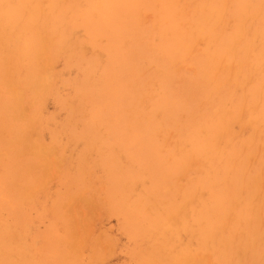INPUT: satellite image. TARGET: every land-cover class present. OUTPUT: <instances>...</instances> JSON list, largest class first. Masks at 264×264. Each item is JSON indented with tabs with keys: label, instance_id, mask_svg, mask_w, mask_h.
<instances>
[{
	"label": "rangeland",
	"instance_id": "1",
	"mask_svg": "<svg viewBox=\"0 0 264 264\" xmlns=\"http://www.w3.org/2000/svg\"><path fill=\"white\" fill-rule=\"evenodd\" d=\"M0 16V264H264V0Z\"/></svg>",
	"mask_w": 264,
	"mask_h": 264
},
{
	"label": "bare ground",
	"instance_id": "2",
	"mask_svg": "<svg viewBox=\"0 0 264 264\" xmlns=\"http://www.w3.org/2000/svg\"><path fill=\"white\" fill-rule=\"evenodd\" d=\"M0 18H1V16H0ZM9 18V17H8ZM0 22H2L1 21V19H0ZM3 29V28H2ZM6 33V32H5ZM9 34V33H8ZM2 35H3V33H2ZM6 35V34H5ZM10 35V34H9ZM7 36V35H6ZM11 36V35H10ZM1 37V36H0ZM2 38H4V36L2 37ZM5 39V38H4ZM11 39V38H10ZM13 40V39H12ZM6 40H4V42H5ZM0 42H1V40H0ZM5 46H7V45H5ZM3 49V48H2ZM6 50V49H5ZM8 51H10V50H8ZM6 52V51H5ZM12 51H10V53H11ZM17 52V51H16ZM7 55V54H6ZM17 55V54H16ZM5 56V55H4ZM3 56V57H4ZM7 57V56H6ZM11 59V58H10ZM6 61V60H5ZM10 62V61H9ZM46 74V73H45ZM44 78H46V77H44ZM45 80V79H44ZM43 80V81H44ZM44 83V82H43ZM42 86H44V85H42ZM22 105V104H21ZM19 111V110H18ZM22 111V110H21ZM21 111H20V113H21ZM33 121V120H32ZM24 148H25V146H24ZM26 149V148H25ZM39 149V148H38ZM28 150V149H27ZM28 152V151H27ZM38 152V151H37ZM40 152V151H39ZM38 152V153H39ZM41 154V153H40ZM43 154V153H42ZM44 154H47V153H44ZM43 156V155H42ZM244 180V179H243ZM16 246V245H15ZM11 249V248H10ZM19 252V251H18ZM15 253V252H14ZM20 258V257H19ZM11 262V261H10ZM16 264V263H15Z\"/></svg>",
	"mask_w": 264,
	"mask_h": 264
}]
</instances>
